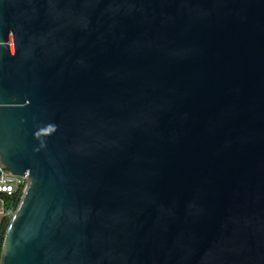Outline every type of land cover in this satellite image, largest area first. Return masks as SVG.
<instances>
[{
    "label": "water",
    "instance_id": "obj_1",
    "mask_svg": "<svg viewBox=\"0 0 264 264\" xmlns=\"http://www.w3.org/2000/svg\"><path fill=\"white\" fill-rule=\"evenodd\" d=\"M0 264H264V0H0Z\"/></svg>",
    "mask_w": 264,
    "mask_h": 264
},
{
    "label": "built area",
    "instance_id": "obj_2",
    "mask_svg": "<svg viewBox=\"0 0 264 264\" xmlns=\"http://www.w3.org/2000/svg\"><path fill=\"white\" fill-rule=\"evenodd\" d=\"M25 176L14 175L8 170L0 168V226L5 217V199L21 192L25 186Z\"/></svg>",
    "mask_w": 264,
    "mask_h": 264
},
{
    "label": "trees",
    "instance_id": "obj_3",
    "mask_svg": "<svg viewBox=\"0 0 264 264\" xmlns=\"http://www.w3.org/2000/svg\"><path fill=\"white\" fill-rule=\"evenodd\" d=\"M21 196H22L21 192H19L18 194L14 195L13 197L5 199V217L2 219V223L0 226V253H1V249H2V244H3L5 232L7 230V227L9 225V222H10L13 214L15 213V211L17 209V206L20 202Z\"/></svg>",
    "mask_w": 264,
    "mask_h": 264
}]
</instances>
